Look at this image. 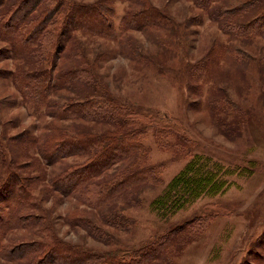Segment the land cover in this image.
I'll return each instance as SVG.
<instances>
[{
  "label": "trees",
  "instance_id": "obj_1",
  "mask_svg": "<svg viewBox=\"0 0 264 264\" xmlns=\"http://www.w3.org/2000/svg\"><path fill=\"white\" fill-rule=\"evenodd\" d=\"M115 1L0 0V40L10 45L7 49L17 65L14 79L26 100L37 109L47 111L52 118L46 133L33 135L32 130L25 129L18 135L19 140L14 143L21 144L25 151L22 155H26L21 161L20 152L14 154L5 136L0 137V259L28 258V264L167 263L196 235L192 234L197 225L188 224L143 246L93 250L60 236L46 221L47 216L51 217L52 208L44 205L45 197L37 198L33 194L44 184L48 188L43 189L45 194L55 190L75 198L90 210L82 208L86 212L75 214L71 224L84 226L99 241L110 243L113 236L103 224L122 229H129L133 224L116 205H139L140 191L161 182L156 167L148 163L149 152L143 143L148 129L146 121L159 143L165 141L179 151L185 147L186 128L179 119L166 114L163 118L155 112H136L100 89L99 69L108 52L96 50L92 54L87 38H120L114 21ZM193 1L207 10L233 38L264 37V0ZM137 3L138 7L127 12L122 29H142L146 23L158 28L173 24L153 1L137 0ZM235 47L228 49L226 44L213 43L191 67L192 76L211 75L217 72L218 66L231 69L230 65L236 61L244 63L251 59ZM130 50L129 55L134 59L146 57L142 47ZM148 61L162 65L153 58ZM61 89L67 94L52 98ZM209 101L210 113L220 130L232 138L240 133L248 113L230 98L228 90L212 87ZM169 135L175 142H168ZM12 140L17 138H10V145ZM70 156L82 159L66 163L52 175L44 169L42 162L54 164ZM208 161L193 155L153 200L152 206L160 212L178 210L198 198L208 186L215 187L218 181L214 170L208 168ZM91 213L98 216L102 225ZM17 229L24 231V239L17 242L18 246L2 243L9 232ZM256 262L264 264L262 258Z\"/></svg>",
  "mask_w": 264,
  "mask_h": 264
},
{
  "label": "rangeland",
  "instance_id": "obj_2",
  "mask_svg": "<svg viewBox=\"0 0 264 264\" xmlns=\"http://www.w3.org/2000/svg\"><path fill=\"white\" fill-rule=\"evenodd\" d=\"M66 1L90 3L95 0ZM151 1L168 14L173 21L171 26L158 28L146 23L142 24V29H122L127 12L138 7L137 0H116L114 21L120 38L109 40L90 36L87 45L92 54L96 50L108 52L99 69L102 74L100 89L136 112H155L163 118L166 114L179 119L186 128L185 147L179 151L170 148L165 141L160 144L146 121L148 129L143 143L148 148V163L156 167L161 182L145 186L140 191L139 205H116L121 213L133 220L129 229L102 225L95 213L90 214L111 233L110 243L99 241L84 226L71 224V220L76 219L75 214L86 212L82 208L90 210L75 198L55 190L45 194L43 189L48 188L44 184L33 194L37 198L45 197L44 205L52 208V213H48L51 217L47 216L46 221L59 235L86 248L104 251L139 247L176 228L192 224L197 225L192 234H196L194 238L188 240L178 254L170 257L171 262L158 261L157 264H256L257 258L264 261V37L254 40L233 38L193 0ZM213 43L226 44L228 49L236 46L251 59L244 63L236 61L230 65L231 69L216 65L214 74L193 77L191 67ZM8 47L7 42L0 40V137L5 136L9 148H14V154L20 152L21 161L26 155H22L25 153L22 145L14 143L19 140L18 135L25 129L32 130L33 135L46 133V126L52 118L47 111L37 109L26 100L14 79L17 65ZM140 47L146 57L132 58L130 48ZM151 58L159 60L162 65L148 61ZM212 87L226 88L230 98L248 113L240 133L234 134L233 138L220 130L210 113ZM60 94L67 92L57 90L52 98L56 99ZM168 137V142H175V138ZM10 138L17 140H12L10 145ZM195 154L208 158V168L214 170L218 184L208 186L198 198L181 209L171 212L155 209L153 200ZM75 159L82 158L70 156L54 164L42 163L52 175ZM23 234L22 229L11 231L2 243L18 246L17 242L24 239ZM28 263V258L17 261L0 259V264Z\"/></svg>",
  "mask_w": 264,
  "mask_h": 264
}]
</instances>
